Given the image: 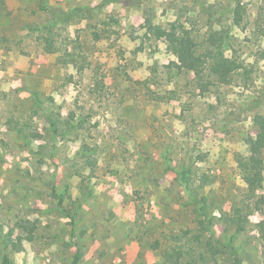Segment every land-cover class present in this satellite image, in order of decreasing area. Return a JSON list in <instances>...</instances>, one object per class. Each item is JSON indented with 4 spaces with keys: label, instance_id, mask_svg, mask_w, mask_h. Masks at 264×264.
Here are the masks:
<instances>
[{
    "label": "rangeland",
    "instance_id": "374dc122",
    "mask_svg": "<svg viewBox=\"0 0 264 264\" xmlns=\"http://www.w3.org/2000/svg\"><path fill=\"white\" fill-rule=\"evenodd\" d=\"M106 1L0 0V264H264V180L246 183L264 0ZM147 18L190 29L206 69L218 39L242 68L179 70Z\"/></svg>",
    "mask_w": 264,
    "mask_h": 264
},
{
    "label": "trees",
    "instance_id": "16d2710c",
    "mask_svg": "<svg viewBox=\"0 0 264 264\" xmlns=\"http://www.w3.org/2000/svg\"><path fill=\"white\" fill-rule=\"evenodd\" d=\"M107 2L111 3L113 1L110 0L106 1L105 3ZM75 10L76 9L70 10L69 13H64L65 18L69 17V15ZM59 21L62 20L59 19ZM145 28L147 29V32L150 35H153L157 40H163L167 42V48L175 56V65L179 70L193 71L198 77H201V79H203L205 74H207L216 82L227 84L231 82L232 76L242 68V65L239 61L229 58L225 55L223 51V42L219 41L218 39L216 40V45L213 48L214 50L210 53L211 59L213 61L208 69H206L196 51L198 42L195 41V36H193L190 29H186L182 23L173 22L168 26V28H163L159 25L153 24L152 20L147 18L145 22ZM42 40H45L44 49L47 52H53V39L42 37ZM84 59L85 58H80L79 60V55H77L76 52L71 53L66 49L60 60H62L63 65H77L81 60ZM256 122L259 128L257 136L255 139L249 140L253 152L252 161L254 173L250 178L246 179V183L248 184L252 193L255 192V188L260 186L264 180V160L261 156V154L264 152V118L258 116L256 117ZM9 123L13 125V128L17 134L21 135L26 140L36 139L40 136L35 133L34 130L31 131V126L27 122L22 123L20 120L11 119ZM51 126L53 127V132L56 133L57 123H51ZM202 200L204 202L206 201L205 198ZM234 224H237L240 229L244 228L241 219L238 217L228 219V226ZM35 229L36 226L30 222H27L23 225V230L28 235H32ZM0 232H2V227H0ZM206 246L207 252H212L211 254L213 255L218 253L217 246H215V244L212 242V238L206 242ZM154 248L157 249L158 245H156ZM2 264H10V261L6 256H3Z\"/></svg>",
    "mask_w": 264,
    "mask_h": 264
}]
</instances>
